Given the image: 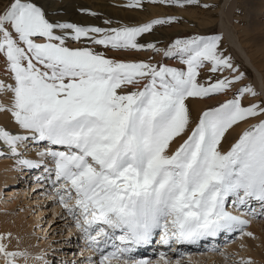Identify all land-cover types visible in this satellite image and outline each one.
Instances as JSON below:
<instances>
[{"label":"snow or ice","instance_id":"snow-or-ice-1","mask_svg":"<svg viewBox=\"0 0 264 264\" xmlns=\"http://www.w3.org/2000/svg\"><path fill=\"white\" fill-rule=\"evenodd\" d=\"M158 2L183 6L198 0ZM139 4L133 0L129 6ZM170 22L83 27L50 22L33 0H0V57L14 80H0V94H11L0 112H10L33 134L14 135L0 127V141L16 154L17 145L30 138L52 146L39 154L53 159L59 202L99 253L97 264H151L132 253L151 243L157 229L164 244L243 232L249 221L226 210L229 197L234 205L255 200L264 206V119L245 129L227 151L221 147L229 129L264 117V103L242 102L246 94L258 93L251 86L238 89L232 99L202 112L194 126L186 103L227 94L244 78L199 81L205 67L212 73L238 71L220 48L222 37L176 40L164 56L186 66L179 68L117 61L89 47L66 45L69 38H86L105 48L159 53L155 44L138 38ZM20 163L39 167L29 160ZM3 241L0 236V254L7 264H16L24 253L9 252Z\"/></svg>","mask_w":264,"mask_h":264},{"label":"rangeland","instance_id":"rangeland-1","mask_svg":"<svg viewBox=\"0 0 264 264\" xmlns=\"http://www.w3.org/2000/svg\"><path fill=\"white\" fill-rule=\"evenodd\" d=\"M253 1L255 0H249V3L251 4ZM4 2L6 4L7 0H4ZM33 2L45 11L46 16L50 22L71 23L83 27L120 29L124 27H139L157 19L171 20L170 23L156 25L151 32L145 33L138 38L139 43L145 45L155 44L156 48L160 50L159 53L147 48L145 50L139 51L115 50L111 49L110 47L105 48L103 45H96L92 43L91 40L86 38H82L81 41H74L70 38L66 40V45L70 48L89 47L97 52L102 53L107 58L117 61H144L152 63L154 65L162 64L169 67H186L181 64L178 58H169L164 56V52L167 51L176 40L188 39L194 36L215 35L222 37L220 48L225 56L231 58V62L234 68L238 69V71L225 69L216 73H212L209 71L210 66L205 67L201 69L199 81L201 83H207L214 82L217 79H223L225 77L232 79L233 77L240 74H243L244 78L233 84L227 94H217L205 98H189L186 103L188 104L190 110L193 126L198 121V118L200 117L202 112L210 108L218 107L226 100L232 99L233 94L238 89L245 86H251L255 90V92L258 93V95L255 97L246 94L242 99V102L245 105L264 103V35L261 36L259 34V29H254L257 28L256 18L257 21L262 19L259 22L262 23V26L264 25V14H258L256 16L255 9L252 8L247 1L198 0L197 3L188 4L183 3L182 0L183 6H179L177 4L160 3L158 2V0H140V4L134 7L129 6L131 3H133V0H33ZM262 2L263 0H259V4ZM205 5H207V7H205ZM222 13H224L225 15ZM221 18L222 20L225 19L224 21L226 24L228 23L227 25H232L230 28H234V32L237 33L239 39L243 42L244 51L250 55L251 60L259 67L260 71L263 73L261 81L252 71L250 66L247 65L245 60L241 58L240 51L238 52V50L232 48L227 43V41H224V35L220 27ZM262 30H264V28ZM57 34H61V30H57ZM94 35H97V37L99 38V34ZM0 80L8 84L14 83L12 75L8 71L7 64L4 62L3 57H0ZM6 96H8V94H0V99L6 98ZM194 104L199 105L200 108L198 110L195 109ZM260 119H264V117L250 119L246 122L241 123L240 125L234 126L232 129H229V131L225 134L224 140L222 141V150L227 151L231 147V145L236 142L240 134L245 129H247L252 124L258 123ZM0 127H3L5 130H9L10 132L13 130L12 127L6 126L1 123ZM181 142L182 140L178 142V145ZM178 145L176 147H178ZM18 175L19 177H22V175L20 176V174H17V176ZM53 176H55V174ZM36 181H31V185L28 188L29 190L31 189V195L33 192L32 186L34 184H37ZM41 183L44 184V181H42ZM55 183L56 184H51V186L48 185V189L43 188L41 190L43 192H47L48 195V197H45V195H43L40 199L42 200V208L39 204L31 206L30 202L28 206L25 200V195H19L18 197L15 196L11 198L9 197V195H4L6 190H3L9 188V186L2 184V189H0V204L9 205V203L13 202L14 200H16V202L13 205L14 207L10 208L12 211L10 209L7 210V206L6 208L0 206V212L6 213L7 215L10 214L9 216H11L14 211L16 212L14 213V215L25 211V220L39 218L38 222H41H39L41 230L38 229L39 226L35 223L33 224L32 228H27L26 230V233L31 232L29 233L30 237L28 238L31 240V237H33L32 241L35 240L33 242L36 245V255L39 254L38 256H40L43 250L45 252L44 254H46L47 250L53 251V249H56L55 246L60 245L59 248H61V252L64 251L66 256L73 258V256L75 255L76 261H81L83 262L82 264H91V260H95V258L90 259L85 257L89 256L90 253H87L88 255L85 253L83 254V252H80V247L77 248L76 243H74L76 241H79L78 233L83 234V232L81 231V229L77 228L76 220L74 219V217L69 214L67 209L59 202L57 188L60 186V182L58 183V181H56ZM20 187L21 185L17 184L15 189H21ZM31 195H29L27 198L31 199L32 202L35 198L33 197L35 196V194L33 196ZM44 199L49 200L44 202ZM232 200L233 197H229V200L226 203V210H229L232 207H236V205L234 206V204H232ZM47 202L48 204H46ZM74 203V200L70 201V204ZM55 206H58L57 210L59 211L56 214L51 211V209L53 210ZM39 207L46 213L38 212L40 209ZM254 208V202L252 204H249L248 206L237 205V211H240L241 215H243L244 219H247L249 223L245 226L243 232L237 229L230 238L229 236H224L225 233L220 235V238L224 237V239L220 240L219 238L220 241L218 242V245L212 250L199 249L194 250V252L192 250V246V249L190 248L192 251H188L183 255L171 253V251L173 250L168 252L167 249H171L170 247H168L166 248V252L164 253H154L147 257H150L151 264H164L165 260H161L162 255L167 261L170 262V264H173L174 261L177 260L181 262L183 261L182 264H242L243 261H251V264H264V207H261L258 210H255ZM40 216H42V218ZM62 218H65V220L70 219L69 223H66V225L63 224V221H60V219ZM55 222L56 225H59V229H55L57 232H48L50 230H48L47 227L53 225ZM252 222L257 224V229L259 232H255L254 230L250 231V228H252ZM68 224L72 225L76 230V233H73V235L71 234L72 237L69 238L63 237L67 236V234L69 233L70 229L68 227ZM156 231L160 232V229H157ZM247 232L252 233V235L249 236L243 234ZM160 234L161 233H159V238ZM242 235L245 237H242ZM62 238L66 239H64L63 241ZM156 239H158V236L154 233L152 240ZM82 240L83 244L86 243L85 239ZM247 240H252L253 243V245L251 244V247L249 246V248L248 244L246 245ZM45 241L46 243H44ZM79 244L82 245L81 243ZM233 244L234 246L238 245L241 249H236L229 252L227 250V247L233 246ZM43 247L45 248L43 249ZM70 250H72V252H70ZM68 251L70 253H68ZM190 253L193 256L192 258L190 257L191 255H187ZM51 254L52 253H47V256H50ZM79 254L80 256H82L81 258H79ZM212 254L216 255V257L214 256L212 259H208L210 256H213ZM0 255L2 258L1 260L4 261V264H7L5 257H2V254ZM55 257L63 259L59 255H55ZM194 257H197L198 260L196 259L197 261H192ZM52 258H54V256ZM189 258H191L190 261L188 260ZM186 259L187 261H185ZM55 264H57V262H55ZM93 264H97V262L94 261Z\"/></svg>","mask_w":264,"mask_h":264},{"label":"bare ground","instance_id":"bare-ground-1","mask_svg":"<svg viewBox=\"0 0 264 264\" xmlns=\"http://www.w3.org/2000/svg\"><path fill=\"white\" fill-rule=\"evenodd\" d=\"M225 1H227V0H225ZM246 1L249 3V0H243V2H246ZM250 5H251L252 8L255 9V15L256 16L258 14H264V11H263L264 0L260 4H259V0H255ZM55 7H57V6H55ZM51 9H54V8H51ZM222 14H224V13H222ZM224 20H222V18L220 19V27H221V30H222L223 35H224V41H227V43L232 48L237 49L238 52L240 51L241 58L245 60L247 65L250 66L252 71L255 73V75L261 81L263 73L260 71L259 67L251 60L250 55L247 52L244 51L243 42L239 39L237 33L234 32L235 31L234 28H230L232 25L231 26L227 25L228 23L226 24ZM260 20H262V19H260ZM260 20L257 21V18H256V26H257V28H254V29H259V34L261 36H263L264 35V30H262V29L264 28V25L262 26V23L259 22ZM243 30H245V29H243ZM10 95L11 94L9 93L8 96H6V98L0 99V103L8 105L9 101H10ZM194 108L198 110L200 108V106L194 104ZM0 123L4 124L6 126L12 127L13 130L11 131V133L14 134V135H25V136H29V137H31L33 135L32 133L21 129L16 124V122H15V120L12 117L10 112H0ZM178 142H180V140H178L177 142H175L173 144V146H172L173 149L178 145ZM50 147H52V146L49 145L47 142L38 141V140L30 138V139H28L26 141H22L20 144L17 145V153L18 154H16V153H13L11 151V149H10V147L8 145L4 144L3 141H0V189H2V184L9 186V188L3 190V191L6 190L4 195L5 194L9 195L10 198L11 197H15V196L18 197L19 195L20 196L25 195L26 196L25 200H26V203L28 204V206H29V202H30L31 206H35V205L39 204V205H41V208H42V203H41L42 200H40V199H41V197L43 195H45V197H48V195H47V192H43L41 190L43 188H47L48 189L49 188V187H47L48 185L51 186V184H56V183H54L55 176H53L55 174V172H54L55 164H54L53 159L50 156H41L39 154L41 152L46 151ZM58 150H62V148H60ZM21 160L33 161V162L39 164V167H28V166H26L24 164H21L20 163ZM17 174H20V176L22 175V177H19V175L17 176ZM51 174H53V175H51ZM31 181L32 182L36 181V183H37V184H34L32 186V189H33L32 195L30 194L31 189L30 190L28 189L29 186L31 185ZM42 181H44V184L41 183ZM17 184L21 185V187H20L21 189H18V190L15 189ZM34 194H35V196H33ZM29 195L35 197L34 198L35 201L33 200L31 202V199L27 198ZM47 200H49V199H44V202H46ZM15 202H16V200L11 202L12 205H11V203H9V205L0 204V206H2L4 208H6V206H7V210H8L11 207H14L13 205H14ZM253 202L255 203V208H254L255 210H258L261 207H264V206L261 205L260 202L255 201V200L250 201V204H252ZM46 204H48V202ZM41 208L39 209L38 212L46 213L44 210H41ZM57 209H58V206H55L53 210L51 209V211L54 214H56V213L59 212ZM227 211L231 212L233 215L240 216L242 219H244L243 215H241V212L237 211V205H236V207H232V208H230ZM27 212H29V211H27ZM14 213H16V212L14 211L12 213V215L9 216L10 214L7 215L6 213L0 212V236L4 237L3 243L7 246V250L9 252H23L24 253L23 256H19V257L16 258V264H55V262H57V264H82L83 263L81 261H76L75 260V257H76L75 255L73 256V258H70V257L66 256L64 251L61 252V248H59L60 245L55 246L56 249H53V251L52 250H47L46 254H44L45 252L43 250L42 254L40 256H38L39 254L36 255L35 254L36 251H37L36 250V245L33 242L35 240L32 241L33 237H31V240L28 238V237H30L29 233H31V232L26 233V230H27V228H29V229L32 228L34 223L39 226L40 225L39 224L40 221L38 222L39 218L25 220L26 219L25 218V211H22L21 213H18L17 215H14ZM40 217L42 218V216H40ZM66 220H65V218L60 219V221H63V224H65V225H66V223H69L70 219L67 220V221ZM64 221H66V222H64ZM255 224L256 223H253V222L251 223L252 228H250V231H252V230H254L255 232L258 231L257 224L256 225ZM68 227L70 229L69 233L67 234V236H63V237L69 238V237H72L73 233H76V230L74 229V227L72 225L68 224ZM40 228L41 227L39 226L38 229H40ZM47 228H48V230H50L48 232L55 233V231L57 229H59V225H56V222H55L53 225H51V226H49ZM235 232L236 231H232V232L222 231V232L218 233L216 236H206V237H203V238L197 240L194 243H189V242L180 243V242H178L179 245L176 248H175V246L173 248H175L177 250L183 244H187L189 247L194 246V249H192L193 251L194 250H199L201 247H204V244L201 241H206V240L210 239V240H212L210 245H212V243H214V244L216 243L214 238L217 237V240H219L220 235H222L223 233H225L224 236H229V238H230ZM160 233H161L160 234V238L158 237L159 238L158 240L161 241V236L163 235V232H160ZM78 236H79V241L81 240L82 244H83V240L82 239H85L86 242H88V240L85 237L84 233L83 234L82 233L81 234L78 233ZM242 237H245V236L242 235ZM64 239H66V238H62L63 241H64ZM223 239H224V237L220 238V240H223ZM44 243H46V241ZM174 243H177V241L175 240ZM161 244H163V243H161ZM247 244H248V248H249V246L251 247V244L253 245L252 240H247L246 245ZM146 245H147L146 248H145L146 251L142 252V253L135 254L134 257H137V259H142V258L146 259L148 254H150V252H151V251H148V247L151 246L150 243L146 244ZM45 247H43V249ZM173 248H171V249L173 250ZM236 249H241V248L238 245L234 246V244H233V246L227 247V250L229 252L233 251V250H236ZM170 251L171 250H169L168 252H170ZM70 252H72V250H70ZM70 252L68 251V253H70ZM91 252L94 254L95 253L94 249ZM186 252H188V250ZM47 253H52V254L50 256H47ZM168 254H170V253H168ZM209 254H211V253H209ZM55 255H59L63 259H61L59 257L56 258ZM187 255L189 256V255H191V253L187 254ZM53 256H54V258H52ZM214 256L216 257V255H213V256H210L208 259H212ZM2 257H3V255H2ZM66 257L68 258V260H67ZM81 257L82 256H80V254H79V258H81ZM190 257L192 258L193 256L191 255ZM191 258H189L188 260L190 261ZM200 258H201V256H200ZM1 259L2 258H1V255H0V262H1L0 264H4V261L1 260ZM196 259H197V257H194V259H192V261H195ZM92 260H91V264H93L94 261H95L94 259H92ZM164 260H166V259L164 258ZM82 261H83V259H82ZM156 261H158V260H156ZM185 261H187V259ZM182 262L180 261V264H182ZM173 264H176V261H174Z\"/></svg>","mask_w":264,"mask_h":264}]
</instances>
